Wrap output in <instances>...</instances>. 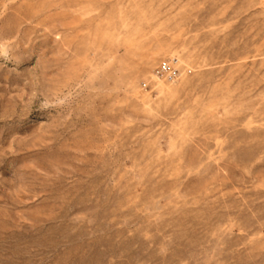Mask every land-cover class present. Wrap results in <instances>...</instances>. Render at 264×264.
Here are the masks:
<instances>
[{
  "label": "rangeland",
  "instance_id": "1",
  "mask_svg": "<svg viewBox=\"0 0 264 264\" xmlns=\"http://www.w3.org/2000/svg\"><path fill=\"white\" fill-rule=\"evenodd\" d=\"M0 264H264V0H0Z\"/></svg>",
  "mask_w": 264,
  "mask_h": 264
},
{
  "label": "built area",
  "instance_id": "2",
  "mask_svg": "<svg viewBox=\"0 0 264 264\" xmlns=\"http://www.w3.org/2000/svg\"><path fill=\"white\" fill-rule=\"evenodd\" d=\"M183 74V66L178 59H167L162 61L155 69V76L168 82H175Z\"/></svg>",
  "mask_w": 264,
  "mask_h": 264
}]
</instances>
